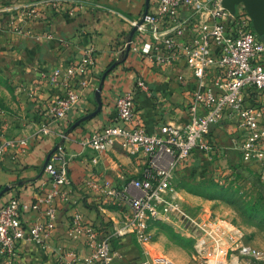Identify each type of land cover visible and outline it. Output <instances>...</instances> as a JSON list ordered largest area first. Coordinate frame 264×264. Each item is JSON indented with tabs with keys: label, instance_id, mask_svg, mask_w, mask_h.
Segmentation results:
<instances>
[{
	"label": "built area",
	"instance_id": "2783aa9c",
	"mask_svg": "<svg viewBox=\"0 0 264 264\" xmlns=\"http://www.w3.org/2000/svg\"><path fill=\"white\" fill-rule=\"evenodd\" d=\"M82 4L81 0H34L7 5L2 13L11 30L21 31L27 20L50 11L73 15ZM130 24L136 29V37L148 35L149 40L138 46L133 35L126 45L152 69L163 71L182 64L191 72L194 89L186 106V122L166 123L157 132L148 133L135 113V93L145 89L142 80L116 97L110 123L79 144L98 155L118 145L141 153L146 163L141 177L129 179L121 189L94 173L85 181V187L93 190L102 203H118L126 208L117 223L98 229L76 209L70 158L61 142L65 135L58 130L66 115L81 102L86 85L82 78L94 64V50L83 47L79 55L62 59L50 70H40L27 91L34 97L45 87L56 95L35 100L40 120L35 132L22 138H6L7 112L0 104V160L24 153L32 140L55 136L60 141L43 169L51 188L41 200L45 205L42 220H35L30 227L23 220L31 208L27 202L13 197L0 206V264H22L18 245L26 239L46 251L60 205L73 211L64 245L57 248V264H113L115 241L127 235L141 248L139 264H175L150 249L152 225L172 219L192 232L196 251L206 264L264 263V252L247 243L238 229L186 211L172 183V174L185 166L194 151L212 156L225 149L239 153L242 165L255 166V173L264 181V41L241 6L232 14L222 6V0H156L154 12ZM84 33L81 31V35ZM213 128L227 133V146L211 140ZM79 236L89 250L85 258L71 247Z\"/></svg>",
	"mask_w": 264,
	"mask_h": 264
},
{
	"label": "crops",
	"instance_id": "0c3cea01",
	"mask_svg": "<svg viewBox=\"0 0 264 264\" xmlns=\"http://www.w3.org/2000/svg\"><path fill=\"white\" fill-rule=\"evenodd\" d=\"M30 1L34 0H0V79L5 82V86H0V104L7 112L6 138L33 134L40 120L35 100L40 102L56 95L55 91L50 92L45 87L34 97L30 95L26 88L36 80L38 72L50 70L64 58L79 55L83 47H92L94 64L82 78L86 85L81 102L66 115L58 130L65 135L61 142L70 158L69 176L73 199L78 202L76 209L98 229L111 226L121 219L126 208L118 203H102L93 190L85 187V181L94 173L121 189L129 179L141 177L146 158L118 145L98 155L80 146V141L110 123L116 97L133 87L137 80L144 82L145 89L135 93V113L148 133L157 132L159 126L166 123L183 124L194 89L191 72L182 64L163 71L154 70L145 59L137 57L130 49L127 51L129 34L134 28L130 21L139 20L146 10L154 12L156 0H148V3L147 0H81L82 6L73 15L50 11L25 21L21 31L11 30L2 9ZM83 30L85 33L81 35ZM133 35L132 40L138 46L149 40L148 35L136 37L135 32ZM210 136L213 142L228 145L229 137L223 130L213 128ZM58 141L53 135L40 137L32 140L24 153L20 152L13 159L0 160V206L13 197L27 202L31 208L24 216L25 226L42 220L45 205L41 200L51 188L43 171L44 163ZM233 156L242 165L240 154L229 149L212 156L194 151L185 166L172 174V183L175 184V178L188 170L218 171V165ZM245 167L256 171L255 166ZM178 195L180 198L179 192ZM72 211V208L60 205L50 247L46 251L27 239L19 243L22 264H57V248L64 245ZM71 247L80 257L89 254L82 236L77 237ZM114 251L113 264H139L142 259V251L131 235L118 238Z\"/></svg>",
	"mask_w": 264,
	"mask_h": 264
},
{
	"label": "rangeland",
	"instance_id": "374dc122",
	"mask_svg": "<svg viewBox=\"0 0 264 264\" xmlns=\"http://www.w3.org/2000/svg\"><path fill=\"white\" fill-rule=\"evenodd\" d=\"M217 168L188 170L175 178L182 207L201 219L220 220V224L238 229L247 243L264 252V181L236 156ZM151 234L153 254L170 257L178 264H206L196 251L192 232L177 219L155 222Z\"/></svg>",
	"mask_w": 264,
	"mask_h": 264
},
{
	"label": "water",
	"instance_id": "95a60500",
	"mask_svg": "<svg viewBox=\"0 0 264 264\" xmlns=\"http://www.w3.org/2000/svg\"><path fill=\"white\" fill-rule=\"evenodd\" d=\"M146 3H148V0ZM222 6L232 14L235 13L237 6H241L251 19L253 30L264 41V0H222ZM146 13L147 10L143 15ZM139 23H142V20ZM135 30L133 28V31L129 34L128 41L131 40ZM129 49V46H127V51Z\"/></svg>",
	"mask_w": 264,
	"mask_h": 264
},
{
	"label": "trees",
	"instance_id": "16d2710c",
	"mask_svg": "<svg viewBox=\"0 0 264 264\" xmlns=\"http://www.w3.org/2000/svg\"><path fill=\"white\" fill-rule=\"evenodd\" d=\"M111 66V65H110Z\"/></svg>",
	"mask_w": 264,
	"mask_h": 264
}]
</instances>
